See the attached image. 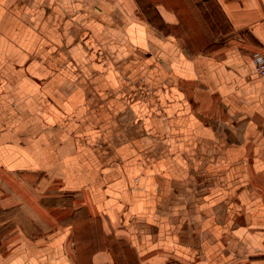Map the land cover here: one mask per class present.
Instances as JSON below:
<instances>
[{"label": "crops", "instance_id": "0c3cea01", "mask_svg": "<svg viewBox=\"0 0 264 264\" xmlns=\"http://www.w3.org/2000/svg\"><path fill=\"white\" fill-rule=\"evenodd\" d=\"M213 1L226 42L189 58L131 0H0V264H264V0Z\"/></svg>", "mask_w": 264, "mask_h": 264}, {"label": "rangeland", "instance_id": "374dc122", "mask_svg": "<svg viewBox=\"0 0 264 264\" xmlns=\"http://www.w3.org/2000/svg\"><path fill=\"white\" fill-rule=\"evenodd\" d=\"M131 1H133L132 4L130 3L133 9V21L147 26L159 39L172 40L189 58L208 52L226 42L225 34L229 31V23L222 15L217 3L213 0ZM52 8L50 4L45 6L43 13L50 17ZM87 32L82 31L80 35H76L74 42L77 45H85L92 54L96 53L98 60L100 58L110 60L111 57H109L110 54L106 49V44L90 32ZM64 51L67 53V50L64 49ZM155 62H158L157 58ZM112 68L118 71L117 66L113 65ZM81 71V69L76 68L75 74L82 75ZM123 79L124 85L117 94L124 98L127 107H131L133 104L147 106L149 95L155 98L154 91L146 83L144 75L133 77L130 74H125ZM181 88L191 95H195L200 90L195 83L183 84ZM160 108V103L156 98L155 105H152L151 111L156 114ZM60 199L67 204L71 203L69 199H73V197L67 195ZM4 239L0 237L2 255L8 251L6 250Z\"/></svg>", "mask_w": 264, "mask_h": 264}, {"label": "built area", "instance_id": "2783aa9c", "mask_svg": "<svg viewBox=\"0 0 264 264\" xmlns=\"http://www.w3.org/2000/svg\"><path fill=\"white\" fill-rule=\"evenodd\" d=\"M254 68V73L260 79H264V55L261 53H254L251 57Z\"/></svg>", "mask_w": 264, "mask_h": 264}]
</instances>
